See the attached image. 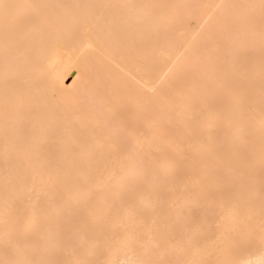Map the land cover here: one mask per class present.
Listing matches in <instances>:
<instances>
[{
	"label": "bare ground",
	"instance_id": "obj_1",
	"mask_svg": "<svg viewBox=\"0 0 264 264\" xmlns=\"http://www.w3.org/2000/svg\"><path fill=\"white\" fill-rule=\"evenodd\" d=\"M0 264H264V0H0Z\"/></svg>",
	"mask_w": 264,
	"mask_h": 264
}]
</instances>
